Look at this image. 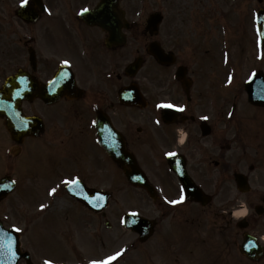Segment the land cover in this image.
I'll list each match as a JSON object with an SVG mask.
<instances>
[{"label": "flooded vegetation", "instance_id": "1", "mask_svg": "<svg viewBox=\"0 0 264 264\" xmlns=\"http://www.w3.org/2000/svg\"><path fill=\"white\" fill-rule=\"evenodd\" d=\"M82 1L87 0H46L54 18L49 23L22 26L27 43H12L11 61L0 65V86L19 69L46 83L62 64L72 68L78 86L69 93L70 98L24 103L28 108L25 113L41 116L44 126L38 136L26 137L21 144L3 132L5 150L9 141L17 150L13 149L4 167L15 175L17 186L27 191L41 190L44 180L48 181L46 189L65 191L70 181L78 179L89 188L146 194L144 188L127 179L128 164L112 159L98 142L97 124L109 119L153 187L156 264H240L235 252L239 251L241 228L232 209L240 205L234 176L241 169L240 158L234 156L240 120L226 121L225 117L226 112L234 117L242 106L256 118L264 114V106L247 102L240 74H234L232 85L225 87V74L219 67L215 72L208 71L210 55L220 58L210 43H198L193 51L189 43H161L166 52L176 56L175 63L162 65L141 51L142 47L130 49L129 43L100 42L96 32L81 40L74 23ZM91 1L92 6L98 2ZM119 5L127 9L128 0H119ZM15 12L16 8L9 12L14 21ZM253 27L252 23L250 29ZM246 37L250 38L248 43H238L236 64L240 66L241 58H245L253 71L264 70V47L258 49L257 34L252 29ZM44 40L46 43H41ZM130 50L136 53L134 57L144 54V66L134 76L127 70ZM178 66H183L180 76ZM132 81L138 82L134 83L141 91L143 107L123 103L120 98V92ZM138 100L141 97L137 95ZM169 103L177 106L174 115H165L163 107H158ZM177 169L183 171V178ZM250 169L254 175L248 174V182L252 181L257 190L247 193L250 196L246 202L252 208L263 201L264 151L255 156ZM190 178L208 193L210 201L202 204L183 199L170 203L180 201ZM104 212L97 214L75 201L72 217L106 219L112 215L111 204ZM248 220L251 233L261 237L264 207L257 212L251 210ZM249 264H264V256Z\"/></svg>", "mask_w": 264, "mask_h": 264}, {"label": "rangeland", "instance_id": "2", "mask_svg": "<svg viewBox=\"0 0 264 264\" xmlns=\"http://www.w3.org/2000/svg\"><path fill=\"white\" fill-rule=\"evenodd\" d=\"M131 1V0H130ZM149 1V6L148 8H146V10H151L153 9L154 6H160L165 8L166 10H168L171 14V23H180L181 25H183V23L185 22L184 19H186V15L188 16L189 14V10L188 8L193 9L194 6L191 5L192 4V0H148ZM214 2V6L217 5V2H219L220 0H212ZM226 0H224L225 3ZM243 2L241 3V6L243 3H245L246 0H242ZM134 2L136 3V5L132 8V12L131 15L133 17V19L135 20H139L141 17V13L137 11L138 6L141 8L142 6L145 8L147 5L143 4V0H134ZM131 5H132V1H131ZM185 6H187L188 8L186 9ZM137 8V9H136ZM185 8V9H184ZM242 9V8H241ZM223 10L225 12V8L223 6ZM186 11V13L184 12ZM226 13V12H225ZM230 16L231 22H233V17H232V13L228 14ZM227 18V15L225 16V20ZM49 19V18H48ZM48 19H46V22L48 21ZM228 20V19H227ZM179 21V22H178ZM231 25H227L224 21V28L227 30L228 27H230ZM199 27V26H198ZM182 34L184 35L185 33L182 32ZM135 37V36H134ZM186 38H192V39H197L199 36L197 34H193L192 36L190 34H185ZM134 41H139L140 38L135 37L133 39ZM5 41H7V43H11L10 40L8 39V37L5 36ZM4 41V42H5ZM0 134H3L2 129L0 128ZM43 186L42 191L45 190L48 186V181L44 180L43 181ZM40 192V190L38 189H32L29 190L27 193V196L29 198H38L41 199L42 198V194H38ZM44 195V199L48 198V195L45 192H43ZM123 195L126 197V202L125 204L127 205H134V204H139V200L132 197L129 193L127 192H123ZM59 196V195H58ZM61 196V195H60ZM66 198V197H64ZM59 199V198H58ZM62 199V198H60ZM13 200L12 198L8 199V201ZM54 201V200H53ZM66 204V203H63ZM18 206L10 208V202L8 203H3L0 206V216H5L8 215L7 221L8 222H17L19 219L18 217L22 218V212L17 209ZM12 212V213H11ZM17 216V218H15V214ZM11 214L13 215V218L11 216ZM84 220H90L92 221L94 224H96L95 220L93 219H89L86 218ZM47 221L50 222L52 224L51 227L56 228V229H60V222L61 224L63 223V228L65 230V232L67 233L69 231V234L71 236H75V231L73 229V223L68 224L65 221H63L61 219V221L55 217V216H48L47 217ZM85 222H83L84 224ZM24 227V226H23ZM31 232V231H30ZM27 234V231L24 230V236L23 239L25 240V236ZM43 238L41 237H37L36 234H29L28 236V246L29 248L33 251L34 255L36 257H42V256H47V257H53V258H60L63 260H67L68 258L72 259L75 256H80V252L86 254V253H93V251H95V255H100L102 253V251L106 248V246H104L102 239H100L98 237L97 239V244H96V250L94 248H92L91 244L88 242H85L84 236H81L82 238V242L80 243V250H77V253L74 254L71 250L73 249L72 246H70V242L72 241L70 238L65 240V236L62 238L60 235H55L53 230L48 233L46 231H43ZM125 242V241H124ZM39 249H41V251H39ZM197 251H199V249H196ZM134 250L130 251V255L132 254L131 252H133ZM130 255L123 256L120 261L116 264H128V261L126 263L127 258H130ZM38 262V261H37ZM39 263V262H38Z\"/></svg>", "mask_w": 264, "mask_h": 264}, {"label": "snow or ice", "instance_id": "3", "mask_svg": "<svg viewBox=\"0 0 264 264\" xmlns=\"http://www.w3.org/2000/svg\"><path fill=\"white\" fill-rule=\"evenodd\" d=\"M28 3H29V0H21V5H22V6L27 5ZM85 11H86V10H85ZM65 63H67V61H65ZM158 107L175 108V107H177V106H176V105H173V104H171V103H169V104H164V105H158ZM179 110H180V111H183L184 109H183V108H180ZM203 119L207 120L208 117H203ZM168 154H169V155H174L173 153H168ZM52 191L54 192L55 189H53ZM183 199H184V197L181 196V197H180V201L173 200V201H170V203H172V204H176V203H179V202L183 201ZM41 207L43 208V207H45V206H44V205H41ZM17 231H19V229H17ZM120 255H122V253H121V252H118V253H116L115 255L108 257V259L105 260V261H95V262H93V264H110V262H111L112 260H115V259H116L117 257H119Z\"/></svg>", "mask_w": 264, "mask_h": 264}, {"label": "clouds", "instance_id": "4", "mask_svg": "<svg viewBox=\"0 0 264 264\" xmlns=\"http://www.w3.org/2000/svg\"><path fill=\"white\" fill-rule=\"evenodd\" d=\"M248 212V208L246 204H242L241 208L235 211L236 216H242L245 215Z\"/></svg>", "mask_w": 264, "mask_h": 264}, {"label": "water", "instance_id": "5", "mask_svg": "<svg viewBox=\"0 0 264 264\" xmlns=\"http://www.w3.org/2000/svg\"><path fill=\"white\" fill-rule=\"evenodd\" d=\"M3 193H4V192H3ZM4 194H5V193H4ZM0 236H2V237H3V235H1V234H0ZM2 237H0V246H2V245H1V240H2Z\"/></svg>", "mask_w": 264, "mask_h": 264}]
</instances>
